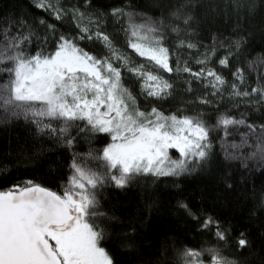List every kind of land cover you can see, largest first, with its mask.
<instances>
[{"label": "trees", "instance_id": "16d2710c", "mask_svg": "<svg viewBox=\"0 0 264 264\" xmlns=\"http://www.w3.org/2000/svg\"><path fill=\"white\" fill-rule=\"evenodd\" d=\"M59 2L69 10L62 20L37 7V0H0V29L31 30L36 36L32 47H47L52 51L59 35H79L71 15V10L78 8L99 20L94 27L106 32L118 49L134 61L144 62L127 47V17L112 15L113 10L122 9L125 13H135L137 22L143 17L162 20L168 26L164 32L170 49H174L178 40L170 28L181 29V38L187 32L198 48H183L177 55L181 60H189L194 71L200 67L194 62L197 52L216 45V56L209 67L218 71L229 85L237 83L241 89L250 90L264 84V0ZM177 9L181 11V19L172 15ZM184 16L192 17L188 24L183 22ZM22 24L26 27H21ZM48 25H54L55 31ZM237 42L239 48L233 47L228 67L220 66L217 59ZM79 44L98 57L107 54L99 40H81ZM237 69L245 77L243 84L234 75ZM124 76L125 84L144 110L156 107L164 113L192 116L199 113L210 126L227 112L257 126V134L259 126L264 125V103H251L254 97L230 100L228 92L211 95L213 90L205 87L206 81H197L188 73H164L174 84L171 95L164 99L141 94L139 81L130 73ZM7 80L6 74H0V84ZM189 87L192 91L187 90ZM199 97L211 103L202 104ZM52 123L58 127L60 122ZM79 123L83 126L84 122ZM71 135L75 139L69 146L58 134L39 132L35 124L23 117L12 118L0 110V190L33 180L61 193L72 175L70 165L74 157L90 168L104 171L103 162L89 159L88 154L99 153L110 143V137L103 133H81L75 128ZM245 136L248 143L234 147L241 145ZM210 140L208 158L181 176L140 175L124 188L106 183L98 190V211L105 213L97 221L105 233L101 246L112 256L113 264H181L185 249L210 247L221 248L237 264H264V160L259 156L246 159L255 151L256 136L249 135L246 125L230 126L227 134L222 129L213 131ZM208 217L226 232V243L215 236V225L203 227ZM241 233L247 239L244 248L237 243ZM204 258L207 260V256Z\"/></svg>", "mask_w": 264, "mask_h": 264}, {"label": "snow or ice", "instance_id": "6c2138e0", "mask_svg": "<svg viewBox=\"0 0 264 264\" xmlns=\"http://www.w3.org/2000/svg\"><path fill=\"white\" fill-rule=\"evenodd\" d=\"M36 6L57 20L69 11L59 0H37ZM71 15L79 35H59L52 51L47 47L33 48L36 36L31 30L0 29V74L8 76L7 82L0 84V110L12 118L23 117L39 132L58 134L69 146L75 139L71 135L74 128L81 133L107 134L111 142L99 153L88 154L89 159L103 162L104 171L90 168L74 157L72 175L61 193L33 180L0 190V264H113L112 256L101 246L105 233L97 221L105 213L98 211V190L106 183L124 188L140 175L178 177L193 170L208 158L210 135L217 129L227 134L230 126L246 125L249 135L256 136L257 141L255 151L246 159L259 156L264 160V125L259 126L257 134V126L227 112L210 126L199 113L165 114L156 107L145 111L125 84L124 73H130L139 81L141 94L164 99L174 88L164 73L183 72L197 81H206L205 87L213 90L211 95L228 92L230 100L254 97L251 103H264V84L241 89L237 83L229 85L209 67L216 56V45L197 52L194 62L200 67L194 71L189 60L177 55L180 49L198 48L187 32L181 38V29L172 26L170 30L178 40L170 49L164 32L168 26L162 20L143 17L137 22L135 13L115 9L113 16L127 17V47L143 58L144 62L138 63L118 49L106 32L94 27L98 19L78 8H73ZM172 15L182 17L180 9ZM191 19L184 16L183 22L188 24ZM48 28L55 31L54 25ZM81 40L101 41L107 54H91L80 46ZM233 47L238 49L239 42L217 59L220 66L228 67ZM234 75L240 84L245 83L241 69ZM187 90L192 91L191 87ZM198 100L211 103L203 97ZM53 121L60 122L59 126H54ZM79 122H84L83 126ZM247 143L245 136L242 144L234 147ZM170 149L179 155L172 156ZM211 225L216 226L217 239L226 243V232L208 217L203 227ZM237 243L240 248L247 245L243 233ZM180 258L181 264H237L219 247L185 249Z\"/></svg>", "mask_w": 264, "mask_h": 264}, {"label": "rangeland", "instance_id": "374dc122", "mask_svg": "<svg viewBox=\"0 0 264 264\" xmlns=\"http://www.w3.org/2000/svg\"><path fill=\"white\" fill-rule=\"evenodd\" d=\"M141 109H142V108H141ZM142 110H144V109H142ZM145 111H150V110H145ZM165 114H169V113H165ZM110 142H111V141H110ZM169 152H170V154H171L172 156H174V157H176V156L179 155V153H178L175 149H170ZM52 243H54V242H52Z\"/></svg>", "mask_w": 264, "mask_h": 264}]
</instances>
